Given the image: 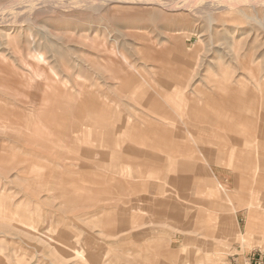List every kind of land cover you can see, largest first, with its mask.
Masks as SVG:
<instances>
[{
    "label": "rangeland",
    "instance_id": "rangeland-1",
    "mask_svg": "<svg viewBox=\"0 0 264 264\" xmlns=\"http://www.w3.org/2000/svg\"><path fill=\"white\" fill-rule=\"evenodd\" d=\"M0 32V264L264 247V0H0ZM204 120L209 156L162 176L158 130L196 148Z\"/></svg>",
    "mask_w": 264,
    "mask_h": 264
},
{
    "label": "crops",
    "instance_id": "crops-1",
    "mask_svg": "<svg viewBox=\"0 0 264 264\" xmlns=\"http://www.w3.org/2000/svg\"><path fill=\"white\" fill-rule=\"evenodd\" d=\"M206 122H208V121L204 120L203 123H205V124H199L197 126V127H202L203 129H205V131H204V136L200 137L201 139L203 138V140H200V141H196L195 139L193 140V142H195V144H196V148L192 147L190 144H187V141L186 142L182 141L183 136H180V132L177 129L178 126H176L174 124L172 125V128H173L172 133L170 131H169L170 133L168 131H165V129L158 130L159 131L158 134H159V138H160L161 142L159 143V145L156 146V150H155L156 152H155L154 158L156 160H160V162L157 163L156 165H158V168H161L162 176H164V174H165V168L168 169V166L164 165L165 154H166V156H171V159L173 161L172 167H171V172L178 171L180 168H181L180 170H183V171H193L196 168V159L199 158V155H202L203 156L202 158H204V159H206L209 156L207 154L209 152V149H211V147H208V145L205 144V141L209 140L208 136L206 134V132L208 131L207 130L208 127L206 126ZM200 123H202L201 120H200ZM209 123L212 124L211 120ZM86 127L88 128L89 126H86ZM93 128L96 131V128L95 127H93ZM96 133H98V130L96 131ZM88 134L89 133L87 132V130L84 127L82 130V136L88 135ZM82 140H84V139H82ZM188 141H190V140H188ZM181 143H182V147L180 146ZM184 143H186L187 146ZM245 145L248 148H249V146H251L250 143H247V142L245 143ZM166 146H170L171 148H165ZM261 147H262V145L258 146L257 149L260 150ZM248 148H245V149H248ZM186 155L188 157H186ZM175 160H177V161L174 164ZM167 161H169V158L166 159L165 162H167ZM181 162H183V164L186 165V167H184V166L181 167ZM160 163H161V165H160ZM188 165H189V167H188ZM209 166L213 170V166L211 164H209ZM259 173H260V171H259V168L257 167L256 173L254 176H256V175L260 176ZM163 192L166 193L168 191L162 190V192H159V193L164 195ZM250 205H252V204H250ZM239 208L240 207L234 208L235 212L233 211V214H236L239 211ZM229 218H230V215H223L220 217V220L223 224V223H226V221L229 220ZM223 231L225 232L224 229H223ZM201 242H203L204 244H207L204 241H201ZM263 249H264V247L258 246V247H255V249L249 251L248 254L245 255L241 264H257L263 255L262 253H264ZM184 257L186 260L189 257H190V259L192 258L191 254L190 255L187 254ZM204 261H205V264H211L212 263V259L211 258L209 259L208 257H207V259H204ZM237 264H240L239 263V257H238V263Z\"/></svg>",
    "mask_w": 264,
    "mask_h": 264
},
{
    "label": "bare ground",
    "instance_id": "bare-ground-1",
    "mask_svg": "<svg viewBox=\"0 0 264 264\" xmlns=\"http://www.w3.org/2000/svg\"><path fill=\"white\" fill-rule=\"evenodd\" d=\"M1 33V32H0ZM201 37V36H200ZM3 39H5L4 40V42H3ZM9 39H11V34L8 32V33H5V35L4 34H2V35H0V51L3 49V47H5V42L6 41H8ZM116 41V40H115ZM9 42V41H8ZM49 41H48V43H44V44H40V45H38V47H42V48H44L45 50H46V52L48 53V52H51V50L52 49H50V47L52 46V44H51V46L49 45ZM119 44V43H118ZM7 47V46H6ZM5 47V48H6ZM132 47V46H131ZM53 48V47H52ZM7 49V48H6ZM53 51V50H52ZM38 52L39 53H41L39 50H38ZM38 53V55L39 56H37V57H41V59L43 60V58H44V56H42L41 54H39ZM53 53H55V52H53ZM51 57V56H50ZM193 253V252H192ZM189 259V258H188ZM187 262H188V264L190 263V264H195L194 262H198V261H191V260H187Z\"/></svg>",
    "mask_w": 264,
    "mask_h": 264
},
{
    "label": "built area",
    "instance_id": "built-area-1",
    "mask_svg": "<svg viewBox=\"0 0 264 264\" xmlns=\"http://www.w3.org/2000/svg\"><path fill=\"white\" fill-rule=\"evenodd\" d=\"M262 254H263L262 257L257 264H264V253H262Z\"/></svg>",
    "mask_w": 264,
    "mask_h": 264
}]
</instances>
